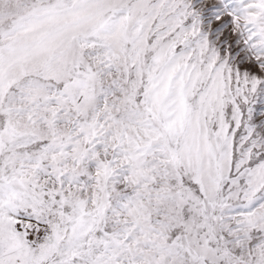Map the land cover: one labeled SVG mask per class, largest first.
<instances>
[{"label":"snow or ice","instance_id":"snow-or-ice-1","mask_svg":"<svg viewBox=\"0 0 264 264\" xmlns=\"http://www.w3.org/2000/svg\"><path fill=\"white\" fill-rule=\"evenodd\" d=\"M0 264H264V0H0Z\"/></svg>","mask_w":264,"mask_h":264}]
</instances>
